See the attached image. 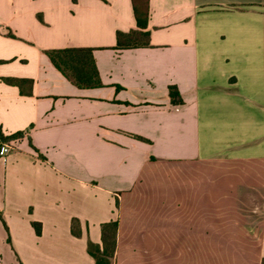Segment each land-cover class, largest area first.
Wrapping results in <instances>:
<instances>
[{
  "label": "crops",
  "instance_id": "1",
  "mask_svg": "<svg viewBox=\"0 0 264 264\" xmlns=\"http://www.w3.org/2000/svg\"><path fill=\"white\" fill-rule=\"evenodd\" d=\"M149 7L118 50L131 0H0V264H96L111 221L114 264H264V0ZM75 47L102 87L45 53Z\"/></svg>",
  "mask_w": 264,
  "mask_h": 264
},
{
  "label": "trees",
  "instance_id": "2",
  "mask_svg": "<svg viewBox=\"0 0 264 264\" xmlns=\"http://www.w3.org/2000/svg\"><path fill=\"white\" fill-rule=\"evenodd\" d=\"M134 16L137 22V29L130 32H117L116 49H132L140 47H150V33L147 26L150 17V0H131ZM94 48H64L56 50H47L45 53L49 57L54 67L65 76L69 81L79 88H98L103 83L99 75L96 62L93 56ZM10 83H18L17 80H9ZM169 95L173 104H181L182 98L175 86L169 87ZM22 132H18L12 136L5 137L0 132V142H8L11 139L21 138ZM144 140L141 137H137ZM77 221L73 222L72 232L78 235L76 230ZM36 226V225H35ZM37 233L40 229L36 228ZM118 222L111 221L102 225V244H94L88 242V253L94 257L96 264H114V257L117 246Z\"/></svg>",
  "mask_w": 264,
  "mask_h": 264
},
{
  "label": "built area",
  "instance_id": "3",
  "mask_svg": "<svg viewBox=\"0 0 264 264\" xmlns=\"http://www.w3.org/2000/svg\"><path fill=\"white\" fill-rule=\"evenodd\" d=\"M13 143V141L0 143V156L9 153L13 148Z\"/></svg>",
  "mask_w": 264,
  "mask_h": 264
},
{
  "label": "rangeland",
  "instance_id": "4",
  "mask_svg": "<svg viewBox=\"0 0 264 264\" xmlns=\"http://www.w3.org/2000/svg\"><path fill=\"white\" fill-rule=\"evenodd\" d=\"M2 254H3V258H4V260H7L6 258H7V256H8V252H3Z\"/></svg>",
  "mask_w": 264,
  "mask_h": 264
}]
</instances>
